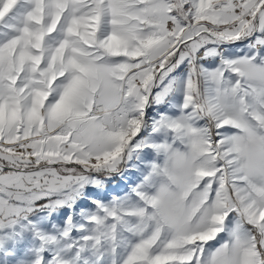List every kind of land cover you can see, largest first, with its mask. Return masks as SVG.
<instances>
[{"label": "snow or ice", "instance_id": "1", "mask_svg": "<svg viewBox=\"0 0 264 264\" xmlns=\"http://www.w3.org/2000/svg\"><path fill=\"white\" fill-rule=\"evenodd\" d=\"M0 264H264V0H0Z\"/></svg>", "mask_w": 264, "mask_h": 264}]
</instances>
